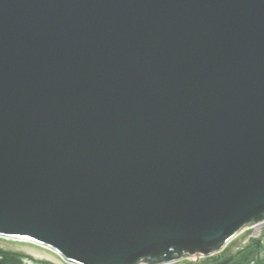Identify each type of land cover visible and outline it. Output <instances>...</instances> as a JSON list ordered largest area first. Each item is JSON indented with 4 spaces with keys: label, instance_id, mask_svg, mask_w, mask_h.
Returning a JSON list of instances; mask_svg holds the SVG:
<instances>
[{
    "label": "water",
    "instance_id": "1",
    "mask_svg": "<svg viewBox=\"0 0 264 264\" xmlns=\"http://www.w3.org/2000/svg\"><path fill=\"white\" fill-rule=\"evenodd\" d=\"M262 221L264 0H0V237L167 264Z\"/></svg>",
    "mask_w": 264,
    "mask_h": 264
},
{
    "label": "trees",
    "instance_id": "2",
    "mask_svg": "<svg viewBox=\"0 0 264 264\" xmlns=\"http://www.w3.org/2000/svg\"><path fill=\"white\" fill-rule=\"evenodd\" d=\"M185 264H264V232L253 237L246 230L233 239L221 252L193 260H182ZM0 264H57L56 262L35 258L23 252L0 246Z\"/></svg>",
    "mask_w": 264,
    "mask_h": 264
},
{
    "label": "rangeland",
    "instance_id": "3",
    "mask_svg": "<svg viewBox=\"0 0 264 264\" xmlns=\"http://www.w3.org/2000/svg\"><path fill=\"white\" fill-rule=\"evenodd\" d=\"M250 235L253 237H257L261 235L264 232V222L260 223L259 225L253 226L249 228ZM0 246L8 249H12L14 251L23 252L25 254L31 255L35 258H44L49 259L57 264H65L61 261V259L50 252L49 250L38 247L36 245L28 244V243H21V242H13L10 240H1L0 239ZM169 264H185L184 262H175V263H169Z\"/></svg>",
    "mask_w": 264,
    "mask_h": 264
}]
</instances>
